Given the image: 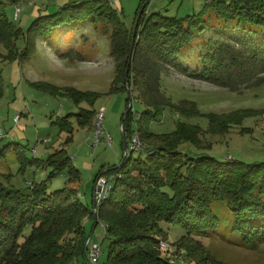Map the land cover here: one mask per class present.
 <instances>
[{
  "label": "trees",
  "instance_id": "16d2710c",
  "mask_svg": "<svg viewBox=\"0 0 264 264\" xmlns=\"http://www.w3.org/2000/svg\"><path fill=\"white\" fill-rule=\"evenodd\" d=\"M149 2L141 0L132 28L108 0H74L61 14L39 15L32 22L34 33L27 37L24 55L33 50L37 33L46 37L57 24L91 18L108 22L110 30H106L110 31L111 55L117 70L113 90H127L128 85L131 94L136 92L147 104L148 108L139 114L137 131L142 141H155H151L154 146L140 152L143 156L134 157L128 152L121 165L110 169L114 174L112 187L97 214L69 185L51 191L43 180L34 182L28 190L0 187V264H71L80 258L85 260L84 245L89 234L84 220L95 219V214L98 223L107 224L110 243L106 264H171L163 258L159 246L164 231L161 223L178 224L186 235L207 232L218 224L212 210L215 199L228 201L235 227L245 242H264V161L220 160L213 155L181 152L178 142L194 140L202 131L196 125L179 123L173 135L177 141H166L170 136L165 140L148 129V122L160 119L167 106L181 115L199 114L195 102L183 100L177 104L163 94L160 80L165 65L226 86L232 82L231 75L245 77L255 69L264 70V0H210L201 12L185 17L147 14ZM4 6L0 1V41L12 56L20 30L8 19ZM213 16L221 20L219 25L211 22ZM207 29L216 31L199 42L202 67H185L179 56L197 46L196 36ZM233 42L250 51L245 61L231 46ZM70 92L76 99L90 95L93 99L97 94L75 89ZM95 113L82 109L77 114L79 123L92 128ZM129 116L130 110L123 119L128 139L135 132L127 121ZM221 128L213 123L210 129L215 132ZM47 162L53 167L51 176L67 170L68 183L80 178V170L66 149H58Z\"/></svg>",
  "mask_w": 264,
  "mask_h": 264
},
{
  "label": "rangeland",
  "instance_id": "374dc122",
  "mask_svg": "<svg viewBox=\"0 0 264 264\" xmlns=\"http://www.w3.org/2000/svg\"><path fill=\"white\" fill-rule=\"evenodd\" d=\"M0 1L4 2L8 19L20 30L12 56L0 41V187L28 190L31 184L43 180L51 191L69 185L76 187L82 201L93 209L96 177L112 178L110 169L124 160V117L130 110L127 121L136 132L139 114L148 106L136 92L128 100L127 90H113L117 70L111 55L110 31L106 30H110L108 22L91 18L57 24L46 37L39 33L37 37L32 36L33 50L24 55L27 37L34 33L31 30L34 19L39 15L61 14L74 0ZM153 1L148 3L147 14L161 12L185 17L201 12L210 0H192L190 6L186 0L183 5L182 0H155L154 4ZM140 4L141 0H117L113 6L132 28ZM17 7L20 10L16 17ZM211 22L219 25L221 20L213 16ZM211 31L216 30L207 29L196 36L198 45L179 56L181 64L192 69L202 67L199 42ZM231 46H235L244 61L249 56L248 48L235 42ZM231 78V84L220 85L165 65L160 80L163 94L177 104L183 100L195 102L199 114L181 115L167 106L160 119L148 122V129L165 140L170 136L166 141H177L173 135L179 123L196 125L202 131L194 140L178 142L181 152L213 155L220 160L264 161V70L255 69L248 76L231 75ZM72 89L97 94L93 99L91 95L76 99L70 92ZM102 106L105 107L104 128L112 142L108 143V135L103 134L93 149L90 143ZM82 109L95 110L92 128L79 123L77 114ZM213 123L222 127L221 130L211 132ZM151 141L155 140L143 139L147 148L154 146ZM62 148L80 170V178L71 184L67 182V170L51 176L53 167L47 162ZM139 155L144 154L133 152L134 157ZM212 210L218 224L200 234L186 235L178 224L162 222L164 231L160 233L159 246L163 258L171 264H215L212 259L223 264H264V242L244 241L235 227V216L228 201L213 200ZM84 225L88 234L92 233L91 242L101 246L100 264H106L110 242L103 221L95 224V219L86 217ZM163 242L168 248L162 246Z\"/></svg>",
  "mask_w": 264,
  "mask_h": 264
},
{
  "label": "built area",
  "instance_id": "2783aa9c",
  "mask_svg": "<svg viewBox=\"0 0 264 264\" xmlns=\"http://www.w3.org/2000/svg\"><path fill=\"white\" fill-rule=\"evenodd\" d=\"M111 4L117 2V0H108ZM19 7H17V11L15 16H18ZM104 113L105 107L102 106L98 111V116L94 125V132H93V140L90 143L93 149H96L98 144L101 142V136L103 134L108 135V143L112 142V137L110 134H107L106 128H104ZM1 139V137H0ZM147 147L141 139L140 133L138 131L134 132L132 136L128 139V152L139 151L143 152L146 151ZM112 179L101 175L96 180L95 190L93 194V202H94V211L96 214L99 211V207L102 204L103 200L105 199L107 193L110 191L112 187ZM105 229H107V224L103 222ZM162 246L168 248L167 243L163 242ZM102 249L101 246L97 243H92L91 240L89 241L86 259L84 261H74L71 264H100V257H101Z\"/></svg>",
  "mask_w": 264,
  "mask_h": 264
},
{
  "label": "water",
  "instance_id": "95a60500",
  "mask_svg": "<svg viewBox=\"0 0 264 264\" xmlns=\"http://www.w3.org/2000/svg\"><path fill=\"white\" fill-rule=\"evenodd\" d=\"M130 64H131V59L129 60L128 62V67H127V70H126V79L128 80V72H129V68H130ZM128 83V81H127ZM127 92H128V97L131 99V90L129 88V86L127 85ZM122 127H123V140H124V148H125V154L127 153V149H128V138H127V133L126 131L124 130V124L122 123ZM95 220H96V224L98 223V219H97V215L95 214ZM91 237H92V233L89 235L85 245H84V253L87 254V248H88V244H89V241L91 240Z\"/></svg>",
  "mask_w": 264,
  "mask_h": 264
},
{
  "label": "crops",
  "instance_id": "0c3cea01",
  "mask_svg": "<svg viewBox=\"0 0 264 264\" xmlns=\"http://www.w3.org/2000/svg\"><path fill=\"white\" fill-rule=\"evenodd\" d=\"M125 1H126V0H125ZM186 1H188L189 6H190V2H191L192 0H186ZM195 1H196V0H195ZM154 2H155V0L153 1V4H154ZM181 3H182L181 5L185 4V0H182ZM188 3H187V5H188ZM34 6H36V4H35ZM35 12H36V11H35ZM99 176H101V175H99ZM99 176H98V177H99ZM98 177H96V179H95V183H94L95 185H96V180L98 179ZM70 184H71V183H70ZM95 185H94V190H95ZM74 188H76V187H74ZM76 189H77V188H76ZM77 190H78V189H77ZM79 192H81L80 189H79ZM79 194H80V193H79ZM93 194H94V192H93ZM85 259H86V258H85ZM81 260L84 261V258H80V261H81Z\"/></svg>",
  "mask_w": 264,
  "mask_h": 264
}]
</instances>
